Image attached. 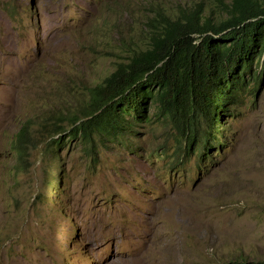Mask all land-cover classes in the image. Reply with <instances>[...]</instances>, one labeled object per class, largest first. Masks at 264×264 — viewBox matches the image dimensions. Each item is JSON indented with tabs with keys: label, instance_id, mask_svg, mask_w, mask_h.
Masks as SVG:
<instances>
[{
	"label": "rangeland",
	"instance_id": "1",
	"mask_svg": "<svg viewBox=\"0 0 264 264\" xmlns=\"http://www.w3.org/2000/svg\"><path fill=\"white\" fill-rule=\"evenodd\" d=\"M198 3L219 12V0H0V264H264L263 75L205 163L152 107L128 148L103 131L52 142L146 45L155 9Z\"/></svg>",
	"mask_w": 264,
	"mask_h": 264
},
{
	"label": "trees",
	"instance_id": "2",
	"mask_svg": "<svg viewBox=\"0 0 264 264\" xmlns=\"http://www.w3.org/2000/svg\"><path fill=\"white\" fill-rule=\"evenodd\" d=\"M154 12L146 45L88 89L84 116L74 118L65 141L52 140L55 146H89L103 131L128 148L124 139L135 135L133 125L148 123L151 107L173 120L185 153L199 156L198 163L211 159L210 146H223L222 118L235 116L230 109L241 106L264 76V0H219L214 16L201 3L178 13ZM26 128L14 141L19 162Z\"/></svg>",
	"mask_w": 264,
	"mask_h": 264
},
{
	"label": "clouds",
	"instance_id": "3",
	"mask_svg": "<svg viewBox=\"0 0 264 264\" xmlns=\"http://www.w3.org/2000/svg\"><path fill=\"white\" fill-rule=\"evenodd\" d=\"M18 134V133H17ZM16 134V135H17ZM135 136H136V133H135ZM16 138V137H15ZM114 142V141H113ZM13 146H14V143H13V145H12V148H13ZM221 147H223V146H221ZM211 148H213V146H210V148H209V150L211 149ZM216 148V147H215ZM218 149V148H217ZM14 150V149H13ZM16 154V153H15ZM211 156V155H210ZM206 160V159H205ZM207 160H210V157L207 159ZM207 160H206V162H207ZM202 163H205V162H202Z\"/></svg>",
	"mask_w": 264,
	"mask_h": 264
},
{
	"label": "bare ground",
	"instance_id": "4",
	"mask_svg": "<svg viewBox=\"0 0 264 264\" xmlns=\"http://www.w3.org/2000/svg\"><path fill=\"white\" fill-rule=\"evenodd\" d=\"M179 257H177L176 259H178Z\"/></svg>",
	"mask_w": 264,
	"mask_h": 264
}]
</instances>
